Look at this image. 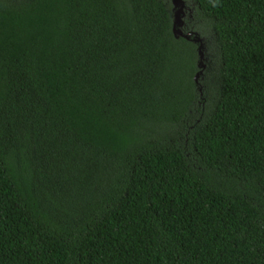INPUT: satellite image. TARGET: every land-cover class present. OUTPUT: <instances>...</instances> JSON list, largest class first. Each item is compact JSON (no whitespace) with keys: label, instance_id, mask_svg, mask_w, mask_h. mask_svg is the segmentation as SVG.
<instances>
[{"label":"trees","instance_id":"obj_1","mask_svg":"<svg viewBox=\"0 0 264 264\" xmlns=\"http://www.w3.org/2000/svg\"><path fill=\"white\" fill-rule=\"evenodd\" d=\"M185 2L198 81L172 0H0V264H264V0Z\"/></svg>","mask_w":264,"mask_h":264},{"label":"water","instance_id":"obj_2","mask_svg":"<svg viewBox=\"0 0 264 264\" xmlns=\"http://www.w3.org/2000/svg\"><path fill=\"white\" fill-rule=\"evenodd\" d=\"M173 3V10H174V15H173V34L175 37H184L186 39H191L192 41L199 43L198 46V52H199V72L195 75V81H198L199 76L201 75L203 69L205 68V64L202 62L204 58V53H203V43L201 37L198 35L197 32L195 31H189V32H184V17L186 15V2L185 0H172ZM191 38V36H193ZM202 89L200 88V91Z\"/></svg>","mask_w":264,"mask_h":264},{"label":"rangeland","instance_id":"obj_3","mask_svg":"<svg viewBox=\"0 0 264 264\" xmlns=\"http://www.w3.org/2000/svg\"><path fill=\"white\" fill-rule=\"evenodd\" d=\"M186 10V15L188 16V15H190V10H188L187 8L185 9ZM193 31H195V30H193ZM195 32H197L198 34H199V32L198 31H195ZM201 39H202V43H203V47H204V38L201 36ZM199 44V43H198ZM203 50V49H202ZM204 60H205V56H204V58H203V63L205 64V62H204Z\"/></svg>","mask_w":264,"mask_h":264}]
</instances>
